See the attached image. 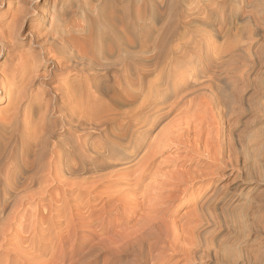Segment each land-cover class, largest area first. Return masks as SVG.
<instances>
[{
	"label": "rangeland",
	"instance_id": "374dc122",
	"mask_svg": "<svg viewBox=\"0 0 264 264\" xmlns=\"http://www.w3.org/2000/svg\"><path fill=\"white\" fill-rule=\"evenodd\" d=\"M0 1V40L9 43L10 48L0 55V72L5 71L10 82L18 83L21 78L13 80L11 73V53L22 54L36 48L42 56L38 61L40 56L25 58L22 66L27 77L16 89L35 75L26 91L30 97L22 105V120L30 130L43 120L44 129L51 131L44 142V156L34 160L37 169L52 161L54 143L66 135L54 118L62 113L58 111V104L66 96L62 91L85 80L90 86L98 85L100 91L92 90L86 108L99 119L91 122L99 123L114 107L106 97V88L121 89L123 84L126 90L129 88L120 64H112L113 53L98 55L117 35L126 36L127 40L136 38L137 43L126 50L135 52L138 60L154 54L163 41L173 48L186 46L184 57L190 63L183 66L181 76L192 78L189 88L194 87L190 91L193 101L165 118L148 136L147 146L170 118L176 114L186 117L192 137L183 149L198 148L200 153L166 149L156 155L151 168L161 172L176 168L193 175L181 187L188 190L177 192L179 196L171 203L166 217L186 226L185 234L195 240L196 250L177 254L162 264H264V0ZM114 8L126 13L130 27L115 29L117 22H109L105 10ZM86 22L93 27L94 39L91 36L89 43L91 51L98 55L96 66L102 69L90 74L75 68L66 71L47 61L49 56H59L60 38L72 40L81 33L90 37L91 30H82ZM30 31L37 34L38 42L52 48L51 53L45 56L44 47L29 45V37L24 36ZM18 34V38L13 37ZM145 34L149 35L146 48L141 42ZM72 46L67 54L77 53V43ZM124 53L119 52V59ZM202 80L212 81V86ZM77 94L72 90L66 96L69 107L78 105ZM8 105L7 95L0 94V119L6 115ZM47 106L54 110L50 120L44 115ZM23 112H28L27 117ZM27 135L32 145L24 147L32 159L38 137L31 131ZM75 136V141L89 148L81 161H85L83 170L72 174L61 170L59 174L43 169L40 176H35L36 181L22 187V201L13 199V189L8 194L10 201L4 211L7 222L0 225L6 235L3 239L0 233V264H133L136 260L137 264H152L141 261L136 254L119 258V253L111 251L109 241L97 235L89 243V232H97L102 220L128 213L126 206H111L102 192L125 188L148 147L129 158L108 160L99 166V158L92 150L100 147L102 134L90 128ZM195 139H200V143L196 145ZM12 151L18 155L17 150L9 151L1 164L3 168L0 165L1 186L5 170L14 169L16 164ZM176 156L186 163L176 165ZM97 190L103 191L95 197Z\"/></svg>",
	"mask_w": 264,
	"mask_h": 264
},
{
	"label": "bare ground",
	"instance_id": "6f19581e",
	"mask_svg": "<svg viewBox=\"0 0 264 264\" xmlns=\"http://www.w3.org/2000/svg\"><path fill=\"white\" fill-rule=\"evenodd\" d=\"M105 16L108 17L109 22H117V26H114L115 29L118 27H130L127 24L128 16H126V13H120L116 8L105 10ZM85 29L91 30L90 37L89 34L81 33L74 35L72 40L60 38V45L57 47L59 49V56H49L46 58L47 61L56 63L59 68L66 71L75 68L81 73L90 74L93 71L102 69L96 66L97 56H100L101 53L103 56L107 53L110 55L112 52L114 56L112 64H120L124 73L123 77L127 79L129 88L126 90L124 84L121 89L115 86L106 88V97L114 107L109 110L108 114L103 116L104 119L99 123L91 122V120L99 119L92 117L94 115L86 108L89 99L93 95L91 93L92 90L94 89V92L100 91L98 85H92V87L85 80L77 87L62 91L61 93H64L62 95L67 96L72 90H76L78 92V96L76 95L78 105L73 108L69 107V99L66 96H64L65 100L63 99L58 104V111L62 113L60 112L61 114H59L58 112L56 114L54 117L55 122H58L64 128L66 135L65 138L54 143L58 150L56 149L55 151V147H52L53 152H51L55 156L43 169H48L59 174L61 170H66V172L71 174L75 171L83 170L85 161H81L88 154L89 148L85 144L78 143L74 138H77L75 136L77 132H84L90 128L96 129L102 134L100 147L92 150L99 158V160L97 159L99 166L107 164L108 160L129 158L135 155L141 148L148 147L144 156L142 155V159L140 158L141 162L137 166L135 165V172L133 171V175L128 179V185L125 188L101 191L107 196V202L112 203L110 204L111 206H126L128 207V213L110 216V219L106 220V222L102 220L97 232H89V243L97 235L101 237V240L105 239L109 241L108 244L111 251L116 254L119 253L121 255L119 258L124 255L136 254L140 256L141 261H151L152 264H162L180 253L191 254L192 251L196 250L193 242L195 240H192L185 234L186 226H179L177 221L171 222L166 216L170 212L171 203L179 196L177 192H186L188 190L181 187L193 175L191 173H184L182 170L176 168L168 172L154 171L151 168L155 164L156 155L166 149L171 150L175 147L174 151L178 152L191 151L195 155L200 153L198 148L193 150L183 149V146L186 147L187 144L191 143L192 137L191 127L187 121H184L186 117L176 114V116L170 118L168 123L166 122L167 124L155 134L154 139L147 146L148 136L165 118H168L171 113L178 110L183 104L193 101L190 97L193 93L190 91L194 87L189 88L192 86V78L189 79L188 77L181 76L183 66L190 63V61L185 60L187 53L186 46H181L180 44L176 48H173L168 42L163 41L160 44V49L154 52V54L141 56V59L138 60L135 52L126 50L137 43L136 38L127 40L126 36L117 35L109 42L107 50L102 48V51L97 55L91 51V44L89 43L91 34H94L90 22H86V25L82 26V30L84 31ZM18 36L19 34L13 37L18 38ZM148 36L145 34L141 39L144 48L148 47ZM24 37H29L30 46L39 45L44 47L45 56L49 52L51 53L52 48L38 42L36 39L38 36L34 31H30L28 36ZM44 42H47V40H44ZM75 43L78 45L77 53L67 54L68 49L72 45L74 46ZM0 47L1 55L9 48V43L0 40ZM14 49L15 44L12 47V50ZM35 49L26 53L23 52L22 54L11 53L13 57L12 64H14L11 73L13 80H16L17 77L21 78L18 83L10 82L5 71L0 72V94L3 96L6 94L10 104V106L8 105L9 109L7 113H5L6 115L0 119V165L6 160L5 158L9 151L11 153V150L14 149L18 152V155H15V152L12 151L15 156L12 158L16 161L14 169L5 168V173L4 175L2 174L4 178L2 186L0 185V225L5 223L7 219L4 211L10 201L8 194L12 193L11 189L16 194L13 199L15 201H22V187L25 188L28 184L36 181L35 176H40L38 173L43 171V169L35 168L34 164L36 162L34 160H39V157L44 156V142L48 133L51 132L49 129H44L43 120L32 130L25 126L27 123L25 119L24 123L22 120V105L30 97L26 91H28L31 83L34 82L35 75H31L26 80L25 85L16 90L20 84L22 85L21 81H24L27 77V74L25 75L26 69L22 66L25 58H37L41 55ZM119 52H125L122 56L120 55V59ZM41 58L42 56L36 61ZM148 67H151V69H148ZM211 76L210 78H212ZM210 80L206 82L202 80V82L211 87L213 82ZM197 87H200V85ZM200 91L202 90L200 89ZM123 107L124 110H121ZM52 110L51 107L47 106L44 111V115L46 114L45 116H47L48 120H50L49 116ZM27 114L28 112H25L24 116L27 117ZM30 131L36 133L35 138L38 137L34 140L36 150L32 159H29L28 153L26 154L27 149L24 147L27 144L29 146L32 145L27 135ZM38 134L39 136H37ZM24 140L27 141L26 144H24ZM198 140L200 141V139ZM198 140L195 139L196 145L200 143ZM64 156H66L65 160L63 159ZM174 160L176 165L186 163V160L179 156L174 157ZM182 162L183 164H181ZM1 167L3 168L2 165ZM101 192L95 193V197H98ZM130 204L132 206H129ZM0 233L3 234V239H6L3 226H0ZM137 261H134L133 264H137Z\"/></svg>",
	"mask_w": 264,
	"mask_h": 264
}]
</instances>
